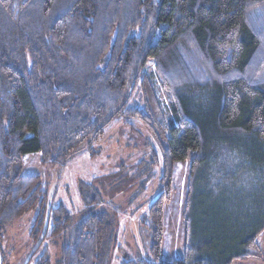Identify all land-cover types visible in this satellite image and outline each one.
Listing matches in <instances>:
<instances>
[{
  "label": "trees",
  "instance_id": "16d2710c",
  "mask_svg": "<svg viewBox=\"0 0 264 264\" xmlns=\"http://www.w3.org/2000/svg\"><path fill=\"white\" fill-rule=\"evenodd\" d=\"M121 119L132 132L133 123L146 130L149 158L123 179L113 172L80 184L85 216L76 223L62 204L52 207L50 192L39 249L46 240L58 245L57 264H111L114 211H96L103 192L125 177L129 187L141 184V170L144 181L146 173L155 179L160 168L158 196L139 219L147 255L120 264L264 259L256 243L264 193L253 192L234 218L226 210L232 194L222 193V208L203 194L254 188L258 179L264 192V0H0V244L10 223L34 208V244L44 227L50 194L38 175H23V158L36 153L41 165L61 167ZM185 161L184 254L162 260L172 171ZM39 249L28 264H51L47 249L35 258Z\"/></svg>",
  "mask_w": 264,
  "mask_h": 264
},
{
  "label": "rangeland",
  "instance_id": "374dc122",
  "mask_svg": "<svg viewBox=\"0 0 264 264\" xmlns=\"http://www.w3.org/2000/svg\"><path fill=\"white\" fill-rule=\"evenodd\" d=\"M106 63V58L98 65L99 68H103ZM154 62L149 60L143 71L147 74L153 73ZM157 93L159 98L166 105L164 96L162 95L159 85L157 86ZM137 100V97H136ZM140 103V102H139ZM166 116H170L168 110H166ZM127 119H121L114 122L106 129L105 136L99 140V142H93L85 151L76 153V155L68 160L65 165L61 167H52L50 165H41L40 156L36 153L26 155L23 158V175L31 176L38 175L41 179L40 183L42 190H46L47 194L53 192L52 207H56L62 204L63 207L72 213L73 223L79 221L85 215L83 214L84 202L80 197V184H89L94 179L104 177L118 172L119 179H123L125 174H134V166L140 164L142 159H148V148L145 146L148 134L145 129L138 124L133 123L132 127L135 128V132L131 131V127L127 125ZM243 161V158H240ZM247 161L241 166L242 172L245 174ZM189 162H180L176 164L172 171L171 178V191L170 201L164 206L165 211L163 215L164 219V238L161 249V259L172 261L173 259H180L183 257V237L184 230L182 228V210L183 204L186 198L187 192V179ZM142 171V170H141ZM141 174L140 181L135 182L132 187L126 185L128 177L119 182L116 187H111L107 184V187L113 189L112 192H103L105 202L97 209V212L102 210L113 214V221L115 222L116 233V248L113 252V260L111 264H120L127 259H138V257L144 258L147 254L149 247V234L142 230L139 219L145 216L148 211V205L158 196L159 185L158 180L161 175V169L157 168L153 173L156 174V178L147 179L148 174ZM247 173V172H246ZM216 175V174H215ZM140 176V175H139ZM259 183L254 188L232 189L231 186L225 188L226 191L207 189L203 191V194H209L214 200V207H225L221 196L222 193L231 195L230 200L226 202L230 203L227 211L229 210L231 218H234L235 211L244 212V208L248 204H243L244 201L250 200L254 193H258L260 197L263 195V181L259 180ZM143 187V191L137 190V188ZM119 188V189H118ZM146 188V191H145ZM118 192H115L117 191ZM137 190V192H136ZM120 191V192H119ZM115 192V195H114ZM114 195V196H113ZM113 196L110 200L109 197ZM240 196V197H239ZM239 197L238 202H235L234 198ZM109 200V201H106ZM112 201V204H110ZM110 202V203H109ZM202 204V203H201ZM201 207L200 211H205L207 208ZM212 204V203H211ZM236 204V205H235ZM199 206L196 207L198 210ZM213 212V211H212ZM216 212V211H215ZM38 215V209L22 214V216L14 219L3 233V242L0 244V264H24L26 257L34 247V242L29 236L32 228L34 227L35 218ZM256 243L264 257V232L256 239ZM45 249L49 252V258H51V264H57L59 260L60 248L56 244H52L51 241L42 243L41 248L37 252L35 258L39 256ZM36 259L30 264H34ZM233 264H264V259H247L245 261H234Z\"/></svg>",
  "mask_w": 264,
  "mask_h": 264
},
{
  "label": "water",
  "instance_id": "95a60500",
  "mask_svg": "<svg viewBox=\"0 0 264 264\" xmlns=\"http://www.w3.org/2000/svg\"><path fill=\"white\" fill-rule=\"evenodd\" d=\"M51 197H52V194L50 193V196L48 197V204H47V208H46V215H45V219H44V227H43V230L40 234V239L34 244V247L33 249L31 250V252L28 254V256L26 257L25 259V262L24 264H28L31 260V257L35 254V252L39 249L38 247L40 246L42 240L44 239V235H45V232L47 230V227H48V218H49V209H50V206H51Z\"/></svg>",
  "mask_w": 264,
  "mask_h": 264
}]
</instances>
